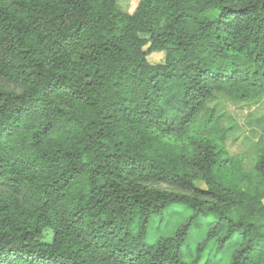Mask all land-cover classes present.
<instances>
[{"label":"trees","instance_id":"obj_1","mask_svg":"<svg viewBox=\"0 0 264 264\" xmlns=\"http://www.w3.org/2000/svg\"><path fill=\"white\" fill-rule=\"evenodd\" d=\"M124 1L0 0V264H264V144L230 157L210 107L264 97V0Z\"/></svg>","mask_w":264,"mask_h":264},{"label":"rangeland","instance_id":"obj_2","mask_svg":"<svg viewBox=\"0 0 264 264\" xmlns=\"http://www.w3.org/2000/svg\"><path fill=\"white\" fill-rule=\"evenodd\" d=\"M139 4V0H125L121 8L133 13ZM164 53L149 55L151 65L164 63ZM216 98L210 102L220 115L224 116L226 125L233 129V137L227 142V152L230 157L244 154H253L264 144V97L253 102L243 103L232 100L225 91L217 89ZM244 169L252 172L254 161L247 160ZM255 190H253L254 192ZM192 211L182 204L171 205L161 217L153 218L149 226L147 242L153 244L159 239L171 236L182 225L192 218ZM212 220L200 218L191 229V236L185 243L184 251L188 256L194 257L199 244L205 240L206 233L212 225ZM231 253L217 252L216 247L209 245L203 255L202 264H228Z\"/></svg>","mask_w":264,"mask_h":264}]
</instances>
